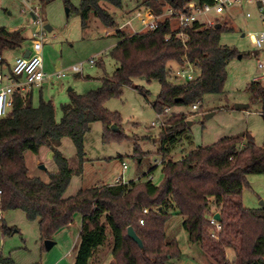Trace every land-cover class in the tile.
<instances>
[{
    "label": "trees",
    "instance_id": "trees-1",
    "mask_svg": "<svg viewBox=\"0 0 264 264\" xmlns=\"http://www.w3.org/2000/svg\"><path fill=\"white\" fill-rule=\"evenodd\" d=\"M54 1L40 3L44 7ZM62 1L66 7H72L70 0ZM214 1L145 0L129 12L142 6L156 14L167 8L187 12L192 2L203 7L213 5ZM103 3L123 9L122 0H82L77 12L84 27L93 17L106 28L118 26ZM215 25L195 22L191 28L180 30L174 29L168 19L155 31L133 35L117 31L114 36L119 42L110 52L117 64L115 72L102 78L96 90L86 94L70 91L69 102L60 107V120L54 102L44 99L43 87L38 105L33 101L34 87L16 92L12 109L0 119V209L23 211L29 221L38 222L44 241H53L60 230L70 228L79 218L81 229L73 264H92L96 252L110 236L113 264H174L183 254L177 240H168L167 227L174 215L183 219L189 245L199 246L210 264H264V208L245 207L242 196L249 186L248 176L264 174V145L258 146L250 132L199 147L179 161L167 160L172 148L186 134L188 119L182 114L165 115L158 151L162 157L160 185L139 179L81 189L76 195L65 197L76 170L60 149L62 140H72L82 167L85 137L93 123H102L105 144L128 139L121 116L106 108L108 101L123 96L125 87L134 88L148 99L150 92L136 81H157L161 90L152 106L158 115H163L167 108L195 106L206 95L224 93L229 63L240 53L221 44L223 28L215 29ZM180 33L185 35L184 39L178 37ZM167 36L170 38L166 42ZM24 41L22 30L10 32L1 27L0 57L5 51L20 48ZM172 64L194 67L200 71V77L176 84L171 81ZM246 90L252 103L264 107L261 82L252 81ZM42 147L51 150L57 166V172H47L48 181L40 174L33 175L26 162V152L38 155ZM141 152L136 147L135 155ZM145 210L149 213L145 214ZM216 212L222 226L219 240L211 236L214 227L210 219ZM129 227L142 241L143 249L129 237ZM0 229L4 235L12 233L6 225ZM228 249L235 252L234 262L227 258ZM0 263L13 264L1 257Z\"/></svg>",
    "mask_w": 264,
    "mask_h": 264
},
{
    "label": "rangeland",
    "instance_id": "rangeland-1",
    "mask_svg": "<svg viewBox=\"0 0 264 264\" xmlns=\"http://www.w3.org/2000/svg\"><path fill=\"white\" fill-rule=\"evenodd\" d=\"M70 1L71 8L66 7L62 0H55L44 7L40 0H0V28H20L25 36L39 28L45 30V26L51 28L52 31L45 30L43 40L44 65L48 75L84 63L83 75H69L62 80L49 79L43 84V97L54 102L58 120L62 116L61 105L69 102V89L78 94L96 90L101 86V79L112 76L117 68L110 52L119 42L118 39L113 35L105 36L106 28L94 17L84 27L77 12L82 0ZM122 1L121 10L107 3L102 4L119 25L125 24L131 18L128 17L129 11L145 0ZM263 15L264 6L260 7L257 0H241L228 6L221 15L210 13L199 16V21L204 25L220 24L223 28L221 44L236 49L242 58L238 57L229 63L224 93L204 96L197 104V110L193 109V105L171 109L170 115L187 116L188 128L181 141L172 148L167 160L179 161L199 147H207L224 138L240 136L246 132L251 133L258 146L264 145V107L261 103H252L251 95L246 90L249 83L260 75L258 59L264 60V55L251 40L252 35L264 31ZM34 16L41 22L39 28L32 24ZM134 27L137 31L142 29L137 22H134ZM124 32L132 34L130 28ZM27 42L30 45L31 40ZM257 54H260L259 58ZM92 58L96 60L93 67L89 65ZM179 68L172 64L174 71ZM184 70L195 78L200 77V71L194 67L186 66ZM171 81L185 84L183 80L171 78ZM136 84L150 92L148 99L134 88L125 87L121 98L112 99L106 104L109 111L121 116V126L128 139L105 144L102 123H93L85 137L86 157L82 167L72 140H62L60 149L70 167L76 170L65 197H72L81 189L115 184L117 178L123 175V162L128 166L124 172L125 183L139 179L152 180L156 185L162 182V157L158 155L162 127L153 126L159 117L152 106L160 94V84L157 81L149 83L144 79L137 80ZM39 100L40 88L34 87V104L38 105ZM237 104H247L249 108L238 111L235 109ZM136 147L142 151L138 155H135ZM26 162L30 172L33 175L40 174L45 181H48L47 172H57L53 153L47 147H42L38 155L26 152ZM248 183L242 195L245 207L263 209L264 174L248 176ZM212 208L215 211V207ZM182 224L183 219L174 215L167 227L168 240H177L183 253L174 264H210L209 258L199 246L189 245L188 234ZM2 225L12 230V233L4 235L0 229V257L3 260L9 259L13 264H52L67 251L69 245L75 248L81 220L77 218L70 228L56 234L53 240L56 245L51 251L45 248L38 222L29 221L23 211L3 212V220L0 221ZM112 242L110 236L107 244L96 252L92 264H113ZM227 258L230 262L236 260L232 249L227 250Z\"/></svg>",
    "mask_w": 264,
    "mask_h": 264
},
{
    "label": "built area",
    "instance_id": "built-area-1",
    "mask_svg": "<svg viewBox=\"0 0 264 264\" xmlns=\"http://www.w3.org/2000/svg\"><path fill=\"white\" fill-rule=\"evenodd\" d=\"M241 0H215L213 5H205L203 7L192 2L187 12H176L170 8H167L162 14H156L151 8L141 7L130 19L122 25H118L114 29L105 30V36H111L116 34L117 31H124L126 28H130L132 35L143 33L147 31H155L159 28L161 23H164L166 20H170L171 23L175 22L177 27L175 29L185 30L193 26L195 22L199 21V16L207 15L210 13H215L221 15L225 12L226 8L232 5L234 2H239ZM252 1V0H250ZM261 6H264V0H257ZM250 16V15H249ZM134 22L139 23L141 30L137 31L134 27ZM264 23V15H263ZM33 26L41 25L39 18L34 16L32 19ZM214 25L210 23L209 26ZM45 30L39 28L34 32L31 38V46L28 50L27 55L18 57L13 63L9 71L0 72V119L5 118L13 106V96L16 92H24L32 87H42L47 80L58 79L62 80L69 76V74H79L83 75L84 63H79L73 65L68 70L59 71L57 73H52L48 75L45 71L44 61H43V50H44V40ZM178 37L183 38L185 35L180 33ZM169 36L166 37V42L169 41ZM251 40L253 45L259 50L261 54L264 55V31L257 35H252ZM24 43V42H23ZM258 58L260 54H257ZM258 70L260 75L255 79L263 83L264 86V60L257 61ZM96 64L95 58L89 60V65L93 67ZM185 67L179 68V70L172 71V78L176 80H183V82L189 83L197 80L192 74L187 73ZM15 78H18L17 80ZM20 79H24L23 81ZM194 110L198 109V106H193ZM171 113L169 108L165 109L163 115H158L159 120L157 123H153V126L164 127L165 120L164 116ZM123 175L117 178L115 184H123L124 182V172L128 170V166L123 162ZM3 196V191L0 188V201ZM145 214H148L149 211L145 210ZM215 215V214H214ZM3 220V211L0 209V221ZM143 223V222H141ZM210 224L214 227L211 236L215 240L220 239V231L222 226L219 221L214 219V216L210 219ZM1 264V263H0Z\"/></svg>",
    "mask_w": 264,
    "mask_h": 264
},
{
    "label": "crops",
    "instance_id": "crops-1",
    "mask_svg": "<svg viewBox=\"0 0 264 264\" xmlns=\"http://www.w3.org/2000/svg\"><path fill=\"white\" fill-rule=\"evenodd\" d=\"M144 7V6H142ZM136 10H133L131 13L129 12V15L128 17H130L131 15H133L136 11ZM119 25V24H118ZM172 25L174 27V29L177 27L176 23L175 22H172ZM103 26V25H102ZM106 28V27H104ZM109 28H106L105 30H108ZM17 30H20V28H12V29H9L8 31L10 32H14V31H17ZM104 30V31H105ZM52 31V30H51ZM34 32L33 33H29L28 36H24L25 38V41L24 43H22L21 47L16 49V50H9V51H5L1 57H0V72H3V71H9L13 65V63L15 62V60L20 57V56H23V55H27L28 53V50L31 46V43L30 45L27 44L28 40L32 38ZM115 35V34H114ZM113 35V36H114ZM43 61H44V50H43ZM45 64V63H44ZM45 67V65H44ZM72 67V66H71ZM70 68V67H69ZM68 68V69H69ZM46 70V69H45ZM69 75H74V74H69ZM79 74H75L74 76L77 77ZM20 80H24V79H20ZM43 87V86H42ZM38 88H41V87H38ZM68 92H70L68 90ZM217 213V212H216ZM215 213V214H216ZM56 245V243H55ZM53 249V248H52ZM51 249V250H52ZM49 250V251H51ZM74 260H75V254H74V248L72 249V245H69L68 246V249L66 252H64V254L62 256L59 257V259H57L55 262H53L52 264H73L74 263ZM50 263V261L48 262Z\"/></svg>",
    "mask_w": 264,
    "mask_h": 264
},
{
    "label": "water",
    "instance_id": "water-1",
    "mask_svg": "<svg viewBox=\"0 0 264 264\" xmlns=\"http://www.w3.org/2000/svg\"><path fill=\"white\" fill-rule=\"evenodd\" d=\"M222 26L220 25V24H217V25H215V29H220ZM46 31H51V28L49 27V26H45V28H44ZM239 58H242L241 56H239ZM69 91H72V89H69ZM249 108V105H245V104H237L236 106H235V109L236 110H246V109H248ZM210 117V116H209ZM189 124H191V123H189ZM113 130H115L116 131V128L115 127H113ZM262 205H263V207H264V202H262ZM214 219H216L217 221H221V217H220V214L219 213H216L215 215H214ZM128 235H129V237L136 243V244H138L139 245V247L141 248V249H143V244H142V241L140 240V238L137 236V234H136V232L134 231V229L132 228V227H129L128 228ZM55 246V242L54 241H45V248H46V250H51L53 247Z\"/></svg>",
    "mask_w": 264,
    "mask_h": 264
}]
</instances>
